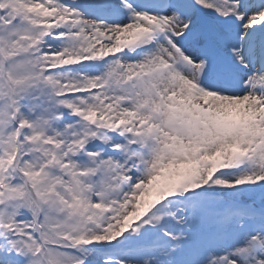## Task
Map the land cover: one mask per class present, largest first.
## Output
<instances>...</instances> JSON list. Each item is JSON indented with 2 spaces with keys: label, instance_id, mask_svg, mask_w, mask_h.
I'll list each match as a JSON object with an SVG mask.
<instances>
[{
  "label": "snow or ice",
  "instance_id": "obj_1",
  "mask_svg": "<svg viewBox=\"0 0 264 264\" xmlns=\"http://www.w3.org/2000/svg\"><path fill=\"white\" fill-rule=\"evenodd\" d=\"M0 264H264V0H0Z\"/></svg>",
  "mask_w": 264,
  "mask_h": 264
}]
</instances>
